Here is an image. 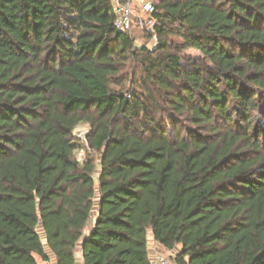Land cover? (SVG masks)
I'll list each match as a JSON object with an SVG mask.
<instances>
[{
    "label": "trees",
    "instance_id": "16d2710c",
    "mask_svg": "<svg viewBox=\"0 0 264 264\" xmlns=\"http://www.w3.org/2000/svg\"><path fill=\"white\" fill-rule=\"evenodd\" d=\"M151 1L0 0V264H264V0Z\"/></svg>",
    "mask_w": 264,
    "mask_h": 264
},
{
    "label": "built area",
    "instance_id": "2783aa9c",
    "mask_svg": "<svg viewBox=\"0 0 264 264\" xmlns=\"http://www.w3.org/2000/svg\"><path fill=\"white\" fill-rule=\"evenodd\" d=\"M115 3L117 19L115 26L118 31H127L132 34L135 26L144 30L146 33H152V45L156 47L158 35L154 31L156 18L154 12L156 5L151 0H113ZM152 47V48H153ZM166 253H158L151 258L152 264H176Z\"/></svg>",
    "mask_w": 264,
    "mask_h": 264
},
{
    "label": "rangeland",
    "instance_id": "374dc122",
    "mask_svg": "<svg viewBox=\"0 0 264 264\" xmlns=\"http://www.w3.org/2000/svg\"><path fill=\"white\" fill-rule=\"evenodd\" d=\"M146 34L147 33L144 30L140 29L138 26H135L132 32V36L135 38V44L137 46L146 45L147 47L152 48L153 47L152 40H149L146 37ZM187 54L188 56L190 55L193 57L200 56V53L195 49H189ZM89 132H90V126L87 123H80L74 129L73 134L75 135L76 138L80 140V142H82V144L83 143L86 144ZM80 142H78L76 146V157L78 158L80 163H84L89 155H91L95 159V161L98 162L101 153L98 151H90L88 150L87 147L85 148L82 147V144ZM166 254L169 255L170 252ZM39 263L42 264L40 260H39Z\"/></svg>",
    "mask_w": 264,
    "mask_h": 264
},
{
    "label": "crops",
    "instance_id": "0c3cea01",
    "mask_svg": "<svg viewBox=\"0 0 264 264\" xmlns=\"http://www.w3.org/2000/svg\"><path fill=\"white\" fill-rule=\"evenodd\" d=\"M92 224H90V226H88V228L86 229V233L89 232L88 230L91 228ZM148 246H149L150 257L151 258H153L158 253H162V252L163 253L172 252V251L166 250L163 246H160L154 240V237H153L152 232H150V235H149V244H148ZM41 262H42V264H56L55 257L53 255H51V259L48 260L47 262H44V261H41ZM76 264H83L81 243L77 246V251H76Z\"/></svg>",
    "mask_w": 264,
    "mask_h": 264
}]
</instances>
